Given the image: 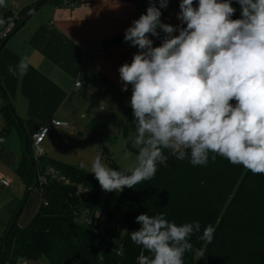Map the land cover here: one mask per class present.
I'll return each instance as SVG.
<instances>
[{
	"label": "clouds",
	"instance_id": "9594fccd",
	"mask_svg": "<svg viewBox=\"0 0 264 264\" xmlns=\"http://www.w3.org/2000/svg\"><path fill=\"white\" fill-rule=\"evenodd\" d=\"M168 2L149 0L124 31V42L137 49L117 69L121 90L131 89L135 131L129 139L136 151L120 170L99 154L92 158L90 173L106 192L152 179L169 155L193 167L220 156L264 175V0H235L239 9L233 0H179L177 25L161 20ZM150 37L161 43L154 46ZM28 67L22 57L7 71L23 76ZM130 155L125 149L121 158ZM135 223L138 228L125 232L141 249L136 264H184L193 247L189 238L201 232L199 221L177 224L163 213H140ZM214 231L207 225L198 239L211 242Z\"/></svg>",
	"mask_w": 264,
	"mask_h": 264
},
{
	"label": "trees",
	"instance_id": "16d2710c",
	"mask_svg": "<svg viewBox=\"0 0 264 264\" xmlns=\"http://www.w3.org/2000/svg\"><path fill=\"white\" fill-rule=\"evenodd\" d=\"M136 2L139 13L145 12L148 0ZM232 6L239 9L235 0ZM32 8L18 10V26ZM10 15L0 13V18ZM238 16L239 11L233 19ZM161 20L164 22L162 17ZM121 43L120 37L104 42L107 47ZM128 91L131 95L130 86ZM6 115L11 122L17 120L10 108ZM132 119L131 109L126 118V134H134ZM91 129L99 132L94 126ZM51 170L69 183L51 177ZM18 174L25 185L23 200L37 188L42 199L27 225L20 227L17 223L8 240H0V264H136L141 249L125 230L138 228L135 217L143 212L163 213L177 224L200 222L201 232L189 238L193 247L184 254V264H264V175H254L220 156L210 158L207 166L193 167L187 159L181 161L169 155L166 163L157 166L152 179L131 189L124 188L113 209L100 210V224L110 231L105 237L84 220L92 214L103 192L94 175L46 155L36 161L31 138ZM40 177L47 178V183L40 185ZM79 186L89 192L78 193ZM117 213L121 220L116 225L124 229L119 241L115 238L120 230L114 231L113 226ZM207 225L215 229L211 242L198 239Z\"/></svg>",
	"mask_w": 264,
	"mask_h": 264
},
{
	"label": "crops",
	"instance_id": "0c3cea01",
	"mask_svg": "<svg viewBox=\"0 0 264 264\" xmlns=\"http://www.w3.org/2000/svg\"><path fill=\"white\" fill-rule=\"evenodd\" d=\"M39 1L13 0L15 8L5 6L0 13L34 7ZM62 2L50 0L40 7L0 51V85L6 94L5 99L0 90V240L25 195L18 169L28 139L52 119L69 124L56 128L52 132L55 134L67 132L70 124L73 132L79 126L89 131L96 123L92 108L105 99L125 115L130 110V93L121 90L117 69L135 53L136 48L124 42L123 36L131 21L140 16L137 2L72 0L65 7ZM174 19L177 22L176 16ZM116 37L122 38L121 44H104ZM22 57L29 61L27 73L13 76L8 66H14ZM78 82L82 85L77 88ZM8 108L16 114L15 122L7 118ZM49 136L51 133L43 144ZM44 154L51 157L47 143ZM29 217L19 226H25Z\"/></svg>",
	"mask_w": 264,
	"mask_h": 264
},
{
	"label": "rangeland",
	"instance_id": "374dc122",
	"mask_svg": "<svg viewBox=\"0 0 264 264\" xmlns=\"http://www.w3.org/2000/svg\"><path fill=\"white\" fill-rule=\"evenodd\" d=\"M169 4V3H168ZM179 0H175L172 4H169L167 9L162 10V18L165 23L175 24L180 23L174 19L177 12ZM13 5V0H6V6ZM171 5V6H170ZM15 8V7H14ZM161 33V38L163 37ZM154 40V46L161 43V38L150 37ZM110 100L105 99L97 103V107L92 108L95 113V128H98L99 134L93 131L91 128L86 131V128L79 126L80 129H76L74 132L73 124H70V128L67 132H61L60 134L51 133L46 143L49 146V156L65 164L79 167V163L84 161L89 164V167L85 170L90 173V161L97 154L102 158V161L108 166H117L121 169L132 164L135 159V149L132 148L131 140L129 139L133 133L130 131L126 134V118L131 111L128 110L125 114L121 110H114L113 106L109 103ZM100 119H103L101 121ZM69 130V131H68ZM58 133V132H57ZM56 138H59L58 140ZM45 144L42 145L45 152ZM127 149L131 155L128 160H123L121 155L123 151ZM91 174V173H90ZM93 175V174H91ZM119 193L116 191L106 192L103 190L101 197L95 209L92 211V216L99 214L103 207L113 209L118 201ZM42 199L41 190L35 189L28 197L27 204L18 219V224L24 222L28 218V222L37 211ZM31 209V212H30ZM32 213V214H31ZM121 220V214H116V220L113 226H116ZM27 222V223H28ZM27 223L25 225H27ZM124 235L123 226L121 230L116 234V241L121 240ZM28 264H50L48 262L29 263ZM68 264V263H67Z\"/></svg>",
	"mask_w": 264,
	"mask_h": 264
},
{
	"label": "built area",
	"instance_id": "2783aa9c",
	"mask_svg": "<svg viewBox=\"0 0 264 264\" xmlns=\"http://www.w3.org/2000/svg\"><path fill=\"white\" fill-rule=\"evenodd\" d=\"M71 4H72V2L70 0H63L61 5L65 7V6H68ZM20 19L21 18H20L18 11H14L12 13V15L3 19L4 23L0 24V49H1V46L4 44V42L14 33V31L16 30V28L20 22ZM81 85L82 84L80 82H78L76 84V87L77 88L81 87ZM68 126H69V124L67 122L60 121L57 119H52L47 124L42 126L39 129V131L36 132L32 136V150H33V154H34L36 161L38 160L39 157H42L45 155L44 149L42 147L43 142L45 140V137L48 134L52 133L58 127L66 128ZM0 138H2V137H0ZM1 142H3V138H2V140H0V143ZM49 173H50L51 177L58 178V180L61 182L69 183L68 179H66L65 177H57L56 173L53 170H51ZM48 176H49V174H48ZM47 181H48L47 178H43V177L39 178L40 185L47 183ZM88 192L89 191L87 189H84L81 186L78 187V193L85 195ZM84 220L88 224L89 227H91L92 229L97 231L102 237L110 235V231L108 232L107 228L100 224V214H96V215L92 216L91 213H89L88 216L84 218ZM119 230H121V226L116 225L114 231L117 232ZM108 233H109V235H108ZM22 264H28V262H23Z\"/></svg>",
	"mask_w": 264,
	"mask_h": 264
},
{
	"label": "water",
	"instance_id": "95a60500",
	"mask_svg": "<svg viewBox=\"0 0 264 264\" xmlns=\"http://www.w3.org/2000/svg\"><path fill=\"white\" fill-rule=\"evenodd\" d=\"M50 0H40L39 2H37V4L31 9V11L25 16V18H24V20H23V22L16 28V30L14 31V33H16V32H18L19 31V29L20 28H22L23 26H24V24L37 12V10L40 8V7H42L44 4H46L47 2H49ZM135 1H137V0H135ZM12 36V35H11ZM10 36V37H11ZM9 37V38H10ZM8 38V39H9ZM7 39V40H8ZM7 40L4 42V44L7 42ZM4 44L1 46V49H2V47L4 46ZM1 49H0V51H1ZM1 91H2V93H3V96H4V98L6 99V94L4 93V91H3V89H2V86H1ZM12 114L14 115V117L16 118L17 116H16V114L14 113V111H12ZM17 119V118H16ZM27 200H28V197H26L23 201H22V203H21V205H20V207H19V209H18V211L16 212V214H15V216H14V218H13V220H12V222L10 223V225H9V227H8V229H7V232H6V234H5V240H8V238H9V236H10V233H11V231L14 229V227L17 225V223H18V219H19V217H20V215L22 214V212H23V210H24V208H25V206H26V204H27Z\"/></svg>",
	"mask_w": 264,
	"mask_h": 264
}]
</instances>
